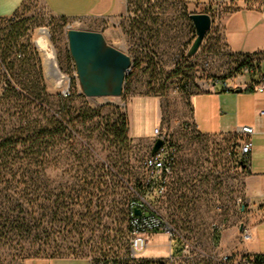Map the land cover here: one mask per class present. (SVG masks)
I'll list each match as a JSON object with an SVG mask.
<instances>
[{
	"label": "rangeland",
	"instance_id": "rangeland-1",
	"mask_svg": "<svg viewBox=\"0 0 264 264\" xmlns=\"http://www.w3.org/2000/svg\"><path fill=\"white\" fill-rule=\"evenodd\" d=\"M128 1L129 19L125 13L62 18L43 0H25L15 14L0 18V148L13 154L10 173L0 171V264L87 257L124 244L126 204L145 198L144 160L153 144L152 137H133L131 121L132 131L143 135L160 126L177 146L174 192L177 198H199L190 222L202 249L212 246L214 224H238L252 208L264 207V198L252 202L246 195L247 171L233 168L225 156L212 162L218 141L201 135L193 118L194 94L239 73V61L222 41L224 14L233 7L212 12L213 29L198 52L186 57L195 37L189 14L202 7ZM69 28L100 31L109 44L132 55L120 96L83 94L68 49ZM41 30L56 48L61 75L53 66V75H47L35 45ZM252 58L242 62L255 64ZM65 88L70 96L63 95ZM235 99L236 121L250 123L247 96ZM233 139L223 141L227 145ZM24 167L35 186L32 198H20L26 178L18 174ZM239 204H245L243 210ZM176 221L185 230L187 220ZM260 238L263 242L264 235ZM167 242L165 234H156L145 254H164Z\"/></svg>",
	"mask_w": 264,
	"mask_h": 264
},
{
	"label": "crops",
	"instance_id": "crops-1",
	"mask_svg": "<svg viewBox=\"0 0 264 264\" xmlns=\"http://www.w3.org/2000/svg\"><path fill=\"white\" fill-rule=\"evenodd\" d=\"M25 0H0V18L9 17L15 14L23 5ZM48 9L59 17L66 18H108L111 16H129L128 0H43ZM156 0H152L155 2ZM160 3L167 2L170 6H200L201 12L211 13L214 5L223 3L233 8L225 12L223 18L222 41L226 48L235 54L252 55L255 66L250 72L237 74L227 82L229 88L223 85L222 81H214L211 88L198 92L192 97L193 118L197 130L205 136L229 134L238 125L251 124L255 128L253 135V149L251 155V166L245 180V192L253 202L264 198V93L247 88L252 82H258L264 77V15L258 4L250 0H157ZM126 30L129 25L125 23ZM126 35V33H125ZM240 89V91H237ZM238 95L247 96V103L253 109L251 122L238 123L236 111H233L232 99ZM236 100V99H235ZM201 113L200 119L196 115V107ZM197 109V112H198ZM234 114V115H232ZM135 138H149L151 135L138 134L132 131ZM205 126V129H204ZM155 128V127H154ZM206 130V131H205ZM154 132V130H153ZM264 207L252 208L246 218L253 226V238L247 242H241V226L229 222L228 226L221 232L219 242L216 245L219 249L239 252H250L253 254H264ZM261 215V216H260ZM27 264H90L85 257L80 256H56V257H35Z\"/></svg>",
	"mask_w": 264,
	"mask_h": 264
},
{
	"label": "built area",
	"instance_id": "built-area-1",
	"mask_svg": "<svg viewBox=\"0 0 264 264\" xmlns=\"http://www.w3.org/2000/svg\"><path fill=\"white\" fill-rule=\"evenodd\" d=\"M250 2L253 3L254 1L250 0ZM255 3L258 4L264 15V0H256ZM224 5L223 3L215 4L212 12L220 10ZM212 12L209 13L211 16ZM214 25L212 16L210 30L213 29ZM38 51L41 52L39 49ZM21 55L19 53V56ZM129 55L132 58V55ZM232 57L239 61V73L237 74L250 72L255 65L253 61L243 65L242 59L246 57L245 55L240 56L234 54ZM207 66H209V63H207ZM235 76L218 81H222L223 85L229 88L230 86L227 81L233 79ZM247 88L264 93V77L260 78L258 82H252ZM63 95L70 96V90L65 88ZM259 113L264 114V109H261ZM254 133L255 128L253 125L241 124L229 134L210 136L218 141L213 145L212 162L217 164L216 161H220L222 156H225L230 160L229 165L233 166V168L238 167V169H244L248 172L251 166ZM232 135L234 139L225 145L226 143L223 140L231 138ZM152 138L153 144L150 153L144 160V167L149 174L147 184L143 186L145 198H137L126 204L125 215L127 227L125 230L124 244H119L114 249L107 248L104 251L99 250L85 257L89 263L264 264V254L222 250L216 247L215 235H220L228 226L229 221L227 220L214 224L212 246L206 250L201 248L197 239L193 237V228L196 226L190 222L193 218L195 202L199 198H177L174 192V174L177 164L176 160L178 159V148L169 141L160 126L154 128ZM158 138L163 140V145L156 153L152 154V148ZM219 141H223V147L218 144ZM239 205V208L243 210L245 204ZM137 209L141 211L140 214H136ZM180 216L187 220L185 230L176 221ZM236 225L241 226L239 237L241 242H247L253 238V226L250 222L242 220ZM156 234H165L168 237V242L164 246L165 253L146 255L145 250L149 247L151 238Z\"/></svg>",
	"mask_w": 264,
	"mask_h": 264
},
{
	"label": "water",
	"instance_id": "water-1",
	"mask_svg": "<svg viewBox=\"0 0 264 264\" xmlns=\"http://www.w3.org/2000/svg\"><path fill=\"white\" fill-rule=\"evenodd\" d=\"M189 17L195 30V37L186 52L191 57L198 52L205 40L212 26V16L207 12H193ZM67 40L83 94L88 97L120 96L126 76L132 68L131 56L109 44L100 31L69 28ZM35 45L43 53L47 75H53L51 65L54 64L58 70L55 46L43 34L35 39ZM162 145L163 140L158 138L152 154ZM140 213L137 209L136 214Z\"/></svg>",
	"mask_w": 264,
	"mask_h": 264
},
{
	"label": "trees",
	"instance_id": "trees-1",
	"mask_svg": "<svg viewBox=\"0 0 264 264\" xmlns=\"http://www.w3.org/2000/svg\"><path fill=\"white\" fill-rule=\"evenodd\" d=\"M62 18H66V17H62ZM223 46L226 48V45L224 43H223ZM227 51L231 56L235 54V53L230 52L228 49H227ZM237 55H240V56L245 55L246 57L249 56L252 58V55H250V54H237ZM186 57H188V56L186 55ZM246 63H247L246 60L243 61V65H245ZM123 128H124V130H126L128 128V123L126 121H124ZM40 140H42V139L40 138ZM12 159H13L12 153L6 152V150L0 148V171L1 172H4L5 174L10 173L8 170L12 169L11 167H9V166H11ZM7 167H8V169H7ZM18 175L23 177V178H26L23 182L24 186L21 189L20 198H32V197H34L36 193L33 192V189L35 188V186L30 181V169L28 167H24L22 170L19 171ZM1 197H3V192L0 191V198ZM214 239H215V243H218L219 239H220V235L216 234Z\"/></svg>",
	"mask_w": 264,
	"mask_h": 264
},
{
	"label": "bare ground",
	"instance_id": "bare-ground-1",
	"mask_svg": "<svg viewBox=\"0 0 264 264\" xmlns=\"http://www.w3.org/2000/svg\"><path fill=\"white\" fill-rule=\"evenodd\" d=\"M45 30H46V29H45ZM45 30H41V32L43 33V35H45ZM51 66H53V70H54V72H55L56 74L61 75L60 72H59L57 69H55L54 64L51 65ZM62 76H63V75H62Z\"/></svg>",
	"mask_w": 264,
	"mask_h": 264
}]
</instances>
